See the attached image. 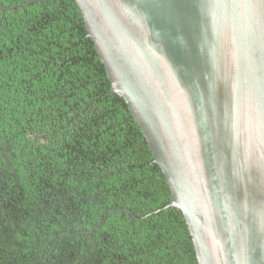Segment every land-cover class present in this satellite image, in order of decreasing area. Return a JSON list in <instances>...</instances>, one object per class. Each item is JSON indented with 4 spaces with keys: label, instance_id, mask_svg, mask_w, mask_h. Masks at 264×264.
I'll return each instance as SVG.
<instances>
[{
    "label": "trees",
    "instance_id": "1",
    "mask_svg": "<svg viewBox=\"0 0 264 264\" xmlns=\"http://www.w3.org/2000/svg\"><path fill=\"white\" fill-rule=\"evenodd\" d=\"M74 0H0V264H197Z\"/></svg>",
    "mask_w": 264,
    "mask_h": 264
},
{
    "label": "water",
    "instance_id": "2",
    "mask_svg": "<svg viewBox=\"0 0 264 264\" xmlns=\"http://www.w3.org/2000/svg\"><path fill=\"white\" fill-rule=\"evenodd\" d=\"M197 264H264V0H74Z\"/></svg>",
    "mask_w": 264,
    "mask_h": 264
},
{
    "label": "flooded vegetation",
    "instance_id": "3",
    "mask_svg": "<svg viewBox=\"0 0 264 264\" xmlns=\"http://www.w3.org/2000/svg\"><path fill=\"white\" fill-rule=\"evenodd\" d=\"M167 206V205H166Z\"/></svg>",
    "mask_w": 264,
    "mask_h": 264
}]
</instances>
